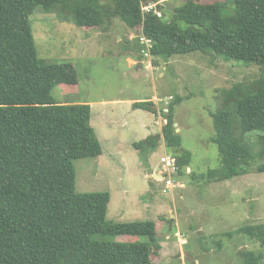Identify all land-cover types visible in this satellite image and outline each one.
<instances>
[{
  "label": "trees",
  "instance_id": "trees-1",
  "mask_svg": "<svg viewBox=\"0 0 264 264\" xmlns=\"http://www.w3.org/2000/svg\"><path fill=\"white\" fill-rule=\"evenodd\" d=\"M152 1L162 16L154 11L143 15L140 0H0V264H154L152 254L160 248L153 221L106 219L108 190L76 192L74 161L99 156L101 144L88 103L58 102L51 95L57 85L76 86L77 71L72 63L38 57L29 20L38 6L59 11L62 19L69 14L88 31L108 28L115 18L139 28L152 40L153 65L158 58L199 51L260 66V76L225 89L222 107L211 112V140L221 168L204 175L207 181L228 180L255 163L256 171L264 172V162H259L264 147L256 151L250 136L257 131L262 133L258 142L264 140V0H230L234 13L228 17L218 2L187 0L171 8L169 20L165 5ZM182 100L175 96L169 102L161 127L164 145L176 156L178 175L187 172L191 160L174 126L175 107ZM153 105L141 100L132 107L154 111ZM158 141L159 135L151 134L132 145L140 153L151 152ZM235 234L264 246V223L225 233ZM121 235L132 239L115 240ZM239 255L241 264H262L264 258L249 249Z\"/></svg>",
  "mask_w": 264,
  "mask_h": 264
},
{
  "label": "rangeland",
  "instance_id": "rangeland-1",
  "mask_svg": "<svg viewBox=\"0 0 264 264\" xmlns=\"http://www.w3.org/2000/svg\"><path fill=\"white\" fill-rule=\"evenodd\" d=\"M186 1H161L165 5L164 18L169 20L171 8ZM198 1L220 3L224 17L234 13L230 0ZM66 16L68 20L62 19L57 10L47 12L38 6L29 17L38 57L50 62L72 63L77 71L76 86L57 85L51 90L52 97L58 102L107 101V108L114 111L123 106L122 110L119 108L121 113H116L117 117L130 120L132 131L123 134L126 145L147 137L141 130L143 123L151 126L152 134L159 135L158 144L151 152L140 153L131 145L126 156L132 174L129 196L135 203L120 201L115 188L106 219L153 221L160 247L152 254L154 264H241L239 251L244 249L264 255V246L258 240L244 234L225 235L247 223H264V172H257L255 163L249 166L247 173L228 180L207 181L204 175L209 169L221 168L217 145L211 140L214 135L211 112L222 107L225 89L257 78L262 68L199 51L172 55L167 60L158 58L159 64H151L153 67L149 68L144 61L142 67H138L129 59L139 58L141 54L135 38L141 33L139 28L130 29L115 18L108 28L95 27L88 31L76 26L71 15ZM153 96L159 99L150 100L154 111L114 104L116 99L125 102ZM175 96L183 98L175 107L174 119L182 147L191 152V172L185 171L182 175L176 172L173 178L176 187L167 189L163 181H156L149 174L158 170L162 155L172 153L164 145L160 124L163 111ZM233 125H238L236 120ZM261 135L257 131L250 133L256 151L264 147V140L258 142ZM115 142L107 146L108 150L115 147ZM95 158L74 161L76 192L103 191L109 184L115 185L113 169L100 167L99 171ZM259 160L264 162V157ZM114 167H118L116 160L112 163ZM131 206L135 211L133 215L121 213ZM175 231L183 236L184 244L179 245ZM128 239L132 237L115 238L117 241ZM137 239L147 241L146 237Z\"/></svg>",
  "mask_w": 264,
  "mask_h": 264
},
{
  "label": "crops",
  "instance_id": "crops-1",
  "mask_svg": "<svg viewBox=\"0 0 264 264\" xmlns=\"http://www.w3.org/2000/svg\"><path fill=\"white\" fill-rule=\"evenodd\" d=\"M164 1L160 0L159 2ZM129 62L132 64H136L138 67H142L144 60H139L138 58L135 59H129ZM155 66V65H154ZM153 67V66H152ZM157 99L156 96H153L152 98L147 99H127L125 102H119L121 99H116L114 101V104H124L127 105L128 108L133 109L132 104L136 101L140 100H152ZM65 102V101H64ZM83 101V102H76V103H88L91 107V116H90V124L94 128L97 138L100 141L101 144V154L97 156L95 161L97 162L98 170L100 171L101 168L109 169L114 171V175H112L114 178H116L115 185L109 184L107 187V190L110 192V200L112 191L117 188L118 196L120 201H126L127 203H135V200L133 198H130L129 193L131 192L129 190L130 181L132 179V174L130 173L129 169V162L127 159V152H129V149L133 142H128L126 145L124 142V136L123 134L126 131H132V127L129 126L130 120L129 118H119L117 117V113H121V110L124 108L123 106L117 107L116 111L113 109L107 108V101ZM97 106L94 110V106ZM121 108V110L119 109ZM132 111V110H131ZM157 118V115H156ZM163 124L165 123V120L162 118ZM159 122V121H158ZM160 124L162 127L163 124ZM155 124V123H154ZM153 124V127H154ZM152 127V128H153ZM151 126L147 125L146 123H143L141 130L144 131V134L146 136L151 135ZM118 138V139H117ZM114 140L115 147L112 146L111 150H108L107 146H109L111 143L113 145ZM121 140V141H120ZM119 141V142H118ZM114 151V152H113ZM116 160V163L118 164V167L112 168V163ZM188 168L187 172H190ZM157 171V170H156ZM155 170L149 174V177H155ZM129 196V198H128ZM122 214H134L135 211L133 210L132 206L127 209L121 210ZM173 217V215H172Z\"/></svg>",
  "mask_w": 264,
  "mask_h": 264
},
{
  "label": "built area",
  "instance_id": "built-area-1",
  "mask_svg": "<svg viewBox=\"0 0 264 264\" xmlns=\"http://www.w3.org/2000/svg\"><path fill=\"white\" fill-rule=\"evenodd\" d=\"M140 5H141V11L142 14H146L148 12L154 11V13L157 16H162V12L158 9H156V3L153 2L152 0H140ZM141 46V54H142V59L147 62L146 67L149 68L153 65L152 64V55L150 52L151 46H152V40L142 34V32L135 37ZM159 168L155 172L156 177H153L154 180L156 181H163L164 186L167 189L176 187V183L174 181V174L178 171V166H177V160L176 157L174 156L173 153H167L165 155H162L159 159ZM179 186H182V183L178 184ZM174 236L177 239V242L179 245L184 244L185 240L183 236L178 232H174Z\"/></svg>",
  "mask_w": 264,
  "mask_h": 264
},
{
  "label": "water",
  "instance_id": "water-1",
  "mask_svg": "<svg viewBox=\"0 0 264 264\" xmlns=\"http://www.w3.org/2000/svg\"><path fill=\"white\" fill-rule=\"evenodd\" d=\"M174 126L176 127V126H177V124H176V123H174ZM176 131H178V128H176Z\"/></svg>",
  "mask_w": 264,
  "mask_h": 264
}]
</instances>
